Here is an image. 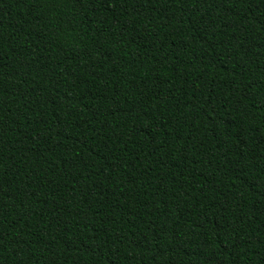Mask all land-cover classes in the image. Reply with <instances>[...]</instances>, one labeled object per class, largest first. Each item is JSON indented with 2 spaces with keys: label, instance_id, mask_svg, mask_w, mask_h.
Instances as JSON below:
<instances>
[{
  "label": "trees",
  "instance_id": "obj_1",
  "mask_svg": "<svg viewBox=\"0 0 264 264\" xmlns=\"http://www.w3.org/2000/svg\"><path fill=\"white\" fill-rule=\"evenodd\" d=\"M0 264H264V0H0Z\"/></svg>",
  "mask_w": 264,
  "mask_h": 264
}]
</instances>
